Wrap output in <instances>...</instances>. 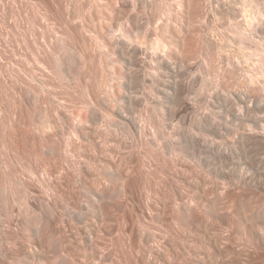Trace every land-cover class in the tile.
I'll list each match as a JSON object with an SVG mask.
<instances>
[{"label": "bare ground", "instance_id": "obj_1", "mask_svg": "<svg viewBox=\"0 0 264 264\" xmlns=\"http://www.w3.org/2000/svg\"><path fill=\"white\" fill-rule=\"evenodd\" d=\"M26 1L50 39L0 65V264H264V60L251 75L194 55L249 58L219 28L264 44L262 9L253 26L219 0V27L215 3L180 0L150 53L118 23L136 0Z\"/></svg>", "mask_w": 264, "mask_h": 264}, {"label": "rangeland", "instance_id": "obj_2", "mask_svg": "<svg viewBox=\"0 0 264 264\" xmlns=\"http://www.w3.org/2000/svg\"><path fill=\"white\" fill-rule=\"evenodd\" d=\"M211 1L212 0H210V1L209 0H198V6H201V10H204V12H207V11L210 12L212 10V8L214 7V6L213 7H211V6L214 5V3H215V9L213 8V11H211L210 13L213 14V12L215 11L214 13L216 15V13H218L219 9H220L221 12H219L220 14L218 13L217 15H220L221 19L218 18L219 16L217 17V15H216V17L214 16V18H213L212 16L214 14L213 15L210 14V16H211L210 18H213L212 20L214 22L217 21V22H215L216 26L221 27L220 25H222V23H226L225 20L227 19V17L224 18L226 15L222 14L224 6H220L221 4H219L220 3L219 0H213L214 1V2L212 1L213 4L211 3ZM234 1H236V2H234ZM234 1H233V3L236 5V7H238V8H236V12H237V16L240 17L239 20H243L244 17H245L244 20L246 19L247 21H251L252 18H253L252 20H254V17L257 18L256 16L259 15L258 11L259 10L261 11V9H262V12L264 13V0H234ZM178 2H181V1L180 0H136V5L132 8V10L130 12H126L125 10H122L120 8L117 10L118 23L120 22V23L125 24L127 21L132 20L131 22H133L132 25L134 26V28L132 30L133 34L134 35L141 34L143 36V38L140 39L139 43L141 44V46H143L145 51L153 53L154 49L152 47H153V43L155 41V38L157 36H163V38L168 40L170 36L175 34V29H174L175 25L172 26V24H175L176 22L180 21L179 14H180L181 10H180V8H178L179 7ZM209 2H210V4H209ZM217 5H219L220 7L219 6L216 7ZM221 8H223V9H221ZM34 10H35V8L32 7V4H30L28 6L26 0H0V54H1L0 55V60H1L0 65L3 63V66H4L5 65L4 63L7 62L6 65H9V66L12 65V69L14 68V65H16V67L18 68L20 66V64L25 63L24 58H29L31 48L34 45L42 46L46 41H48L50 39L49 38L50 36L48 34L46 35V33L43 34L44 36L46 35L45 37H43L41 35L42 33H40V32H42L43 30L44 31L46 30L44 28L45 27L44 24L46 25V23L43 21V19L41 17L40 18L38 17L39 12L37 14L36 11H34ZM216 11H218V12H216ZM225 12L226 11L224 9V13ZM252 13H254L255 16H253ZM129 14H130V16H132L131 18H129L130 17ZM249 14H251V15H249ZM177 15H178V18H177ZM133 16L139 18V20H137V21L135 20V22H134ZM250 16H251V19L248 20L246 17L250 18ZM222 17L224 18V20H222L223 19ZM259 19H261L260 21H262V19L264 20V15L259 16ZM219 20H221V21H219ZM201 22H202V20H201ZM251 22L254 26L255 24L258 23V20L255 19L254 22L253 21H251ZM255 22H257V23H255ZM164 24H165V26H164ZM168 24H169V26L171 24V26L169 27ZM236 24H237V26H236ZM236 24L227 25L223 29L219 28V30L221 32L223 31L224 33L227 32L226 33L227 35L230 34L231 36L236 38V40L243 38L244 42L241 40V42L244 43V44L242 43L243 47L244 48L246 47L248 50L250 49L248 51L245 48L246 51H248V53L250 55L252 54L251 55L252 57L251 56L249 58L248 57H242V56L234 57V54H232L228 50L230 47L228 49L226 48L227 50L224 49L225 51L223 50L221 53L220 52L218 53V50H216V48H217L216 46H215L216 48H214L213 46H210V45L208 46V44L206 45L204 42L201 41L202 43L201 44L199 43L200 45H198V47L196 48V50L194 52L195 53L194 54L195 60L197 63V64H195V67L197 66L198 70L213 71L215 69L216 70H218V69L222 70L224 68L230 69L231 67L232 68L235 67L236 70L243 68V69L249 71V73L251 75H259V71H261V68L259 67V65L257 63H255L254 60H262V59L264 60V55H263L264 53L262 54V51L264 52V44L260 43V41H257V38L253 37L250 34V32H249L250 30H248L247 32H240L242 30V28H241L242 23H239L237 21ZM203 25H204L203 27L201 26L200 32H198V35L200 34L198 36V39L203 37L205 34L204 29H205L206 25L205 24H203ZM34 27H35V29H34ZM154 28L155 29L157 28L158 33H157V30H154ZM163 28H164V30H163ZM31 29H33L34 33L36 34V40H37L36 44L31 43L32 40H30L31 36L29 34ZM170 29H171V31H170ZM151 30H154L153 32H156L157 34L156 33L155 34L153 33L154 35L150 34ZM12 31H13V33H12ZM21 32H22V35H21ZM240 33H242V35ZM169 34H172V35H169ZM167 35H168V37H166ZM22 36H23V38H22ZM25 40H27V41H25ZM28 40H29V42H28ZM202 40H203V38H202ZM27 42L29 43V45H27L28 44ZM30 46H31V48H30ZM163 47L164 46L162 45L161 48H163ZM211 47H212V49H211ZM252 49L254 50V52L252 51ZM212 50H214V52ZM227 51H229V53ZM255 52H256V54H254ZM226 54H229V55H226ZM211 55L213 57L215 55V57L213 58ZM260 55H262V56H260ZM228 56H229V60H228ZM231 56H232V59H231ZM10 57H12V58H10ZM235 58L238 59L240 63H236ZM23 59H24V61H23ZM232 60H233V63H235V64H233L232 62H229ZM10 61L13 62V64ZM14 61H15V64H14ZM103 62H104V65H103L104 66V72L107 73V71H109V68H108L109 65L107 64V61L105 58L103 59ZM6 65L4 66V68L7 69L8 67ZM17 65H19V66H17ZM1 66H0V68L3 67V66L2 67ZM16 67H15L14 71H16V69H17ZM6 74L9 75L8 72H6ZM6 77H8V76H6ZM233 81L234 82L236 81L235 83H242L244 80L241 78H236L235 80L233 79Z\"/></svg>", "mask_w": 264, "mask_h": 264}]
</instances>
